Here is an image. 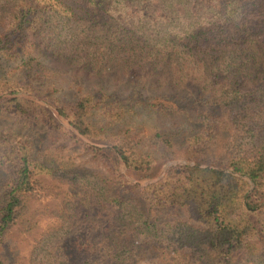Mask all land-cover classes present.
Instances as JSON below:
<instances>
[{
  "label": "trees",
  "instance_id": "obj_1",
  "mask_svg": "<svg viewBox=\"0 0 264 264\" xmlns=\"http://www.w3.org/2000/svg\"><path fill=\"white\" fill-rule=\"evenodd\" d=\"M42 55L94 83L72 82L71 104L37 98ZM0 60L14 71L0 76V112L56 132L64 119L109 144L88 146L108 175L59 170L0 125V165L10 170L0 186V264L29 199L52 191L61 222L36 237L32 264H264V0H0ZM139 106L181 114L193 128L183 141L158 132L148 142L111 128ZM180 145L212 167L176 165L145 186L119 171L151 178ZM212 147L219 161L206 157ZM184 207L195 217L161 215Z\"/></svg>",
  "mask_w": 264,
  "mask_h": 264
},
{
  "label": "rangeland",
  "instance_id": "obj_2",
  "mask_svg": "<svg viewBox=\"0 0 264 264\" xmlns=\"http://www.w3.org/2000/svg\"><path fill=\"white\" fill-rule=\"evenodd\" d=\"M38 59L46 69L43 75L39 77L40 80L33 82L34 94L38 95L37 98L48 99L45 96L52 95L71 104L76 99L75 89L69 88L72 82L79 81V83L82 82L86 86L94 83L93 79L85 80L81 74H78V78H76L74 69L60 60L50 56L44 57L43 55ZM0 64H2L0 66V76H6L9 72L10 74L14 73V71L11 72L13 65L10 63H4L0 60ZM103 81H105L109 90L120 88V85L112 79H103ZM37 101L40 104H45L43 101ZM155 101H158V98H155ZM152 108L135 107V110L133 109V111L127 113L121 121L115 122L111 128H128L130 133L138 134L145 142H148L152 135L158 132L175 133L176 139L183 141L185 136L189 134L188 132L191 131V128H193L189 125L190 120L184 118L181 114H164ZM96 122H99V120L97 119ZM62 123L66 128V131L63 132L50 131L43 125L26 127L22 126L12 114L0 112V125L23 133L32 143L34 154L42 159L46 165L59 170H70L75 168V166H79L96 169L108 175L109 170L105 163L106 160L93 154L88 146L103 148L108 147L109 144L87 139L79 132H76L64 119H62ZM219 153L221 152L212 147L207 151L206 157L219 161ZM194 159L195 157H191L190 153L184 150V146L180 145L176 150L174 149L168 158L162 160L157 174L151 178L138 179L133 173L128 174L123 164L119 165V171L130 182L145 186L152 182L160 181L168 169L176 165L212 167V165L195 162ZM8 169L9 165H0V186L10 172ZM252 186L253 183L251 182L249 190H251ZM60 201L61 197L57 196L56 198L54 191L51 194L47 192V195L42 194L29 199L28 205L24 209L23 219H20L17 224L11 227L6 237L4 245L5 264H32L31 251L36 237L52 231L61 222L58 214L61 213L59 210L60 206L63 207V205ZM161 215L184 218L195 217L189 207L171 208L163 211ZM73 232H76V230L72 229ZM71 242V239H69L66 245ZM140 264L155 263L154 261H149L148 263L143 262Z\"/></svg>",
  "mask_w": 264,
  "mask_h": 264
}]
</instances>
